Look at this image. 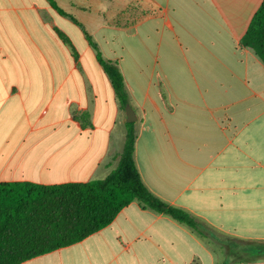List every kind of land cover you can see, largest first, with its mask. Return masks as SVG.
<instances>
[{
	"label": "crops",
	"instance_id": "1",
	"mask_svg": "<svg viewBox=\"0 0 264 264\" xmlns=\"http://www.w3.org/2000/svg\"><path fill=\"white\" fill-rule=\"evenodd\" d=\"M263 1L0 0V183H88L118 168L127 115L100 54L124 78L144 184L209 231L133 202L22 264H264L224 245L264 242V63L242 46Z\"/></svg>",
	"mask_w": 264,
	"mask_h": 264
},
{
	"label": "trees",
	"instance_id": "2",
	"mask_svg": "<svg viewBox=\"0 0 264 264\" xmlns=\"http://www.w3.org/2000/svg\"><path fill=\"white\" fill-rule=\"evenodd\" d=\"M51 6L65 15L55 2L52 1ZM62 39L65 40L63 35ZM242 46L254 50L264 63V1L250 23ZM98 60L125 110L129 97L119 68L105 62L100 54ZM85 118L86 115L78 117L82 121ZM134 125L127 124L126 143L118 168L103 180L54 186L0 183V264H22L78 244L110 226L133 202L208 237L204 224L185 210L162 201L144 184L135 161Z\"/></svg>",
	"mask_w": 264,
	"mask_h": 264
},
{
	"label": "water",
	"instance_id": "3",
	"mask_svg": "<svg viewBox=\"0 0 264 264\" xmlns=\"http://www.w3.org/2000/svg\"><path fill=\"white\" fill-rule=\"evenodd\" d=\"M125 111L127 115V123H135L137 121V117L131 106L127 105ZM238 244L242 245L241 248L243 247L240 255L241 260L247 262L264 260V242L239 240Z\"/></svg>",
	"mask_w": 264,
	"mask_h": 264
},
{
	"label": "rangeland",
	"instance_id": "4",
	"mask_svg": "<svg viewBox=\"0 0 264 264\" xmlns=\"http://www.w3.org/2000/svg\"><path fill=\"white\" fill-rule=\"evenodd\" d=\"M257 5L259 4L258 2H256V0H251L250 2V8H252V5L256 4ZM224 245H226L228 247V251L227 253L231 256L230 259L232 260H239L241 259V252H242V249L243 247L241 248V244H238L239 243V240L238 239H234V238H225L224 240ZM219 249V247H218Z\"/></svg>",
	"mask_w": 264,
	"mask_h": 264
}]
</instances>
